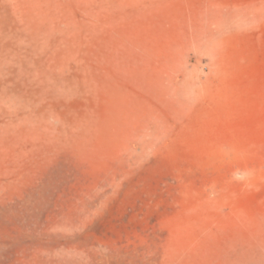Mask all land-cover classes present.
I'll list each match as a JSON object with an SVG mask.
<instances>
[{"label": "rangeland", "instance_id": "rangeland-1", "mask_svg": "<svg viewBox=\"0 0 264 264\" xmlns=\"http://www.w3.org/2000/svg\"><path fill=\"white\" fill-rule=\"evenodd\" d=\"M0 264H264V0H0Z\"/></svg>", "mask_w": 264, "mask_h": 264}]
</instances>
